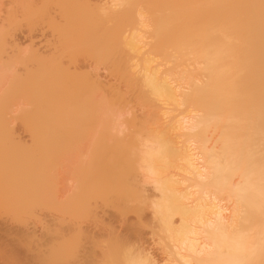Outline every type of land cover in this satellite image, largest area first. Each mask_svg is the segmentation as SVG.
<instances>
[{"label":"bare ground","instance_id":"1","mask_svg":"<svg viewBox=\"0 0 264 264\" xmlns=\"http://www.w3.org/2000/svg\"><path fill=\"white\" fill-rule=\"evenodd\" d=\"M48 4L51 3L45 9ZM94 4L92 14L101 20L92 21L99 25L96 28L105 21L107 30L101 31L102 34L84 31L92 35H86L91 40L88 39L90 53L78 55L77 47L85 37L83 28L58 35L52 33L54 39L47 44L48 51L33 46L22 55L27 63L21 67L24 71L17 68L15 71L10 64V68L0 72V134L5 129L9 133L15 131L13 122L17 120L30 136L25 140L19 136L20 132L14 137L18 130L10 133L11 144L6 146L10 141L6 138V148L0 153V169L17 167L22 161L21 155V158L17 155L27 154L31 143L44 144L42 140L53 139V144L46 142L51 151L44 152L47 161L48 155L58 152V156L90 153V167L82 163L89 170L86 177H80L100 193H105L102 188L108 190L109 186L116 189L136 185L137 191L140 187V191L134 190L140 193L137 196L140 200L136 194V200L133 198L136 204L143 203L139 209L141 203L138 204L139 211L135 210L137 224L140 228L149 225L144 211L150 208L153 229L165 255L159 260L149 249L128 245L126 240V245L120 247L122 251L119 249L123 264H264V0H104L103 6ZM68 11L60 13V17L50 16V23L55 27L62 22L68 25L75 17H72L74 12ZM4 37L0 32V47L5 51L0 53H6L7 44L3 43L8 42ZM14 41L17 45V39ZM20 55L7 57L16 60ZM2 57L0 64L4 67L14 62L13 58L8 62V58ZM84 63L91 67L87 80L75 77L77 80L72 81V75L75 76L71 75L72 69L75 73ZM28 79L30 84L25 82ZM72 132L74 138L69 137ZM129 136L133 142L141 138L142 145L132 148L126 145ZM107 138L111 139L110 144ZM42 156L33 161L42 162ZM55 157L51 156L50 160ZM30 161L29 164L35 165ZM124 161L138 165L132 168L133 164L129 163L131 168H128L127 163L123 165L128 169H122ZM115 163L121 166L116 168V165V170L122 169L117 173L112 169L114 166H109ZM24 165L15 170L12 178L0 177L1 208L7 205L14 210L20 204L25 205L31 197L26 198L27 192H22L23 196L20 191L35 192L38 188L33 187L36 179L31 183L30 175L24 174L35 166ZM107 165L112 167L109 171L112 173L106 170ZM23 174L31 182L24 181ZM149 186L153 193L148 192ZM30 191L29 195L33 196ZM71 191L76 193L75 188ZM47 194L46 198L50 196ZM20 196L26 202L19 201ZM79 212L68 221L52 218L48 228L45 225L47 231L39 235L28 226L14 228L11 223L1 221L0 264L73 263L78 249L69 250L64 241L75 231L81 232ZM32 238L37 241L36 253L22 254L18 244ZM55 240H62L59 246L64 243L68 248H54L59 247ZM22 259L26 260L22 262ZM93 264L112 263L105 257Z\"/></svg>","mask_w":264,"mask_h":264},{"label":"rangeland","instance_id":"2","mask_svg":"<svg viewBox=\"0 0 264 264\" xmlns=\"http://www.w3.org/2000/svg\"><path fill=\"white\" fill-rule=\"evenodd\" d=\"M13 1L15 2V0H0V26H1V30H0V32L1 33H3L4 35H5V37H4V39L6 38V40H7V42L8 43H6V41H5V43H3V44H7L6 45V47H4V46H2V47H4L5 48V50H6V53H4L5 51H4V49H2L1 50V47H0V51H4V52H2V53H0V54H3V55H1V57L3 56V57H5V58H8L7 56H10V55H13V56H19L20 54V56L21 57H19V59H22V62H23V60H25L23 63L22 62H20L22 65H24V66H22V65H20V63H19V59L17 58L16 60L18 61V63H17V61L15 60V58L12 56V58H13V60H14V62L12 63V62H10V63H8L9 62V59L11 58H8V62H7V60L5 59V63H8L7 64V66L6 67H4V66H2L1 64V69H0V72L2 71V69H4V71H5V68H10V64H13L14 66L15 65H20V66H18L17 65V67L15 66H13V68L15 69V71H16V68H17V71H24V68L22 69L21 67H25V64L24 63H26V59H25V57H23V56H25L26 55V53L28 52V50H30L29 48L30 47H38V48H40V51H48V46H47V44H49L50 43V41H52V39H54L53 38V34L52 33H54V34H56V35H58L60 32L62 33V32H65V31H82L83 30V32L84 31H91V33H92V31L93 32H95V31H99L98 33H100L101 31H106L107 30V25L105 24V21H104V19L101 21L102 23H103V21H104V23H103V26H101L102 24H100V23H98V24H100V27H98V28H96L97 26H99V25H96L95 26V23L97 22V21H100L101 19H99V20H96V16L95 15H93L92 14V11L93 10H95V9H93L94 8V6H93V4L94 5H96V3H98V5L99 4H103L104 3V0H71V1H69V0H59V1H57V0H18L16 3H13ZM51 1H55V2H62L63 4H59V3H52ZM65 1V2H64ZM106 1V0H105ZM51 3V4H48V7H46V9H45V6H47L46 4L47 3ZM67 2V3H66ZM69 2H71V4L69 3ZM13 3V4H12ZM66 4V5H65ZM68 4H69V6H68ZM100 5V6H103V5ZM44 5V6H43ZM50 5V6H49ZM60 6H61V8L63 9L64 7L63 6H65V9H63V11H65V10H70V11H68V13L69 12H74L73 14H72V17H74V20L72 21V22H69V24L68 25H64V24H67V23H64L63 24V22H62V24H60L59 26L58 25H56V27L54 26V25H52L50 22H51V20L50 19H52L53 17L55 18L56 16H59L60 15V13H64L63 11H62V9L60 10ZM13 7V8H12ZM41 7V8H40ZM68 7V8H67ZM43 8H44V10H43ZM15 9V10H14ZM92 9V10H91ZM62 11V12H61ZM90 11V12H89ZM95 12L96 11H94L93 13L95 14ZM101 13V12H100ZM78 14V15H77ZM81 14V15H80ZM99 14V13H98ZM93 15V16H92ZM50 16H52V18H50ZM61 16V15H60ZM59 16V17H60ZM88 16H90V17H88ZM95 16V17H94ZM80 17V18H79ZM79 18V20H76V19H78ZM84 18V19H83ZM95 19V20H94ZM50 20V21H49ZM92 20H94V21H96V22H94L93 23V21ZM71 23V24H70ZM92 23V24H91ZM50 24H51V26H50ZM97 24V23H96ZM76 25V26H75ZM55 28H54V27ZM80 26V27H79ZM94 26H95V28H94ZM78 28L79 29H82V30H78ZM105 28H106V30H105ZM95 29V30H94ZM99 29V30H98ZM102 29V30H101ZM3 31V32H2ZM4 31H6V32H4ZM55 31H57V32H55ZM5 33H7V35L5 34ZM58 33V34H57ZM60 33V34H61ZM87 33V34H86ZM90 33V34H91ZM98 33L96 32V34L95 35H98ZM100 34H102V33H100ZM99 34V35H100ZM84 35H85V37H87L89 34H88V32H84ZM87 35V36H86ZM1 36H3V35H1ZM92 35H89V37H91ZM94 36V35H93ZM85 37L82 39V43L80 42V44L78 45V47L77 48H79V54H78V50H76V52H75V54H78V55H80L81 54V57H82V54H84V53H90V52H88V50H90L91 48L89 47V45H90V42L88 41V39L90 40V38H88L87 37V40L85 39ZM3 38V37H2ZM15 39H17V41H16V43H17V45L14 43L15 41ZM85 40H86V42H85ZM3 41V39H2V42H4ZM84 41V42H83ZM91 41V40H90ZM14 43V44H13ZM9 45V46H8ZM81 45V46H80ZM91 46V45H90ZM20 47H21V49H20ZM18 48H19V50H18ZM22 49L24 50V51H22ZM27 49V50H26ZM18 50V51H17ZM21 50V51H20ZM21 53H20V52ZM26 52V53H25ZM12 53V54H11ZM17 53V55H15ZM6 54H9V55H7L6 56ZM23 55V56H22ZM84 56V55H83ZM0 57V58H1ZM2 57V59H4ZM11 58V59H12ZM12 61V60H11ZM16 61V62H15ZM2 64H3V61L1 62ZM4 63V64H5ZM14 63H16V64H14ZM27 64V63H26ZM6 65V64H5ZM4 67V68H3ZM20 67V68H19ZM11 68H12V65H11ZM90 69H91V67H89V65H87V63H84V64H82L81 66H79L77 69H76V72L75 73H73L74 72V70L72 69V72H71V75L72 74H75V76L74 75H72V77H73V80L72 81H74V79H76L75 77H77V78H79L80 80H83L84 82H85V80H87V75H88V73H89V71H90ZM11 70V69H10ZM14 71V72H15ZM8 73H11V72H13V71H11V72H9V70L7 71ZM2 73H3V71H2ZM102 73L103 74H106V72L104 71V70H102ZM78 75V76H77ZM89 76V75H88ZM78 79V80H79ZM85 79V80H84ZM29 80V82L27 81V80H25V82H26V84L28 83V84H30L31 82H30V79H28ZM77 80V79H76ZM5 88H6V86H4ZM1 91H3V89H1ZM15 122V123H14ZM13 122V124H15V126L13 127V128H15L14 130L17 132V130H18V133H17V135L15 134L14 135V137L16 136V137H18V134H19V132H20V135L19 136H23V138H25V140H27V139H30L29 137L30 136H28V129H26L25 127V129L23 128V126L22 125H20L21 123H19L17 120L16 121H14ZM17 124H18V126H17ZM11 126V125H10ZM21 126V128L22 129H20L19 127ZM6 127V126H5ZM7 128H8V126H7ZM12 128V127H11ZM38 128V127H37ZM2 129V128H1ZM36 129V128H35ZM9 130V129H8ZM8 130H7V132H8ZM27 130V131H26ZM10 131H11V129H10ZM15 131H13L12 130V132H10V133H13V132H15ZM26 132V134H23V133H25ZM6 132V129H5V132L4 131H1V134H0V137H2V138H0L2 141H0V143H2V144H0V148H1V151H0V153H2V151H4L5 150V148H4V146H5V144H6V146H9L10 144H11V140H12V134H10L9 132L7 133ZM3 133H5V134H3ZM3 134V135H2ZM22 134V135H21ZM30 134V133H29ZM73 132L72 133H70V135H69V133L67 134V136L69 135V137H71V138H74L73 136L75 135V133L73 134ZM2 135V136H1ZM10 135V136H9ZM66 135V134H65ZM4 136H6V137H4ZM27 136V137H26ZM9 137V138H8ZM69 137H66V138H69ZM103 137V136H102ZM102 137L100 136V138H101V140H103L102 139ZM104 137H105V135H104ZM109 137V136H108ZM111 137V136H110ZM132 138V136H129L127 139L126 138H124L123 139V141L126 139V142H128L129 141V139H130V142H129V144H127V143H125L126 145H128V146H130L131 148L132 147H134V146H137L138 144H141L140 143V141H141V138H138V139H140L139 140V142L135 139V141L133 142V140L134 139H132L131 140V138ZM141 137V136H140ZM7 138V142L9 143V144H7V143H5L6 142V139ZM27 138V139H26ZM9 139V140H8ZM87 139V138H86ZM107 139H109V140H107ZM106 139V141H109V144L111 143V139L110 138H107ZM53 140V139H52ZM52 140L51 141H49V140H45V141H41V142H44V144L43 143H40L39 142V140H38V142L39 143H31L30 144V150H27L28 151V153H27V151H25L27 154H24V153H21V154H19V155H17V156H19L20 157V155H21V165H20V163L19 162H17V167H15V166H12V168L11 169H9L10 167L8 166V168H1L0 169V177L1 178H3V179H9V178H12L16 173H15V170L17 169L18 170V167H20V166H22V168H23V165H24V163L23 162H25V159L26 158H28V162H26L27 164H28V166L29 165H31V167L32 166H35V167H37V166H39V163H40V165L41 166H39L37 169H35V167L33 168H29V170L31 171H29V172H27V174H26V172L24 173L25 175H30L29 177H30V180L32 181H30L29 180V177L28 176H26L25 177V175L23 176L24 177V181H28V182H31V183H35L36 181V183H35V185L33 186V187H38L36 190H37V192H40V193H37L36 192V190H34L35 192H33L32 190V192L30 191V190H24L23 191V189L20 191L21 193L22 192H31L32 194H33V196H31V194L29 195V193L27 194H25L26 195V198H29V197H31V198H29L27 201V203H25V208L23 207V205H19L20 206V208H19V206L16 208L15 207V209L14 210H12V208H8L9 206H7L6 205V207H5V205H3V207L0 209V222L2 221V222H4V221H7L10 225H11V227L13 226L14 228H25L26 226H28V227H30L31 229H34V231H36V233L39 235V234H42L43 232H45V231H47V228H48V226H47V224L49 223V225L52 223V221L54 220V218H63L64 220H70V219H72V217H71V215L72 214H76V213H78L79 212V210H80V212L81 213H83V214H81L80 212H79V216L81 217V219H80V222H81V227H82V230H81V232H80V230H77V232L75 231L69 238H67L65 241H64V243L66 244L67 243V245H68V247L70 246V248H69V250L72 248H76V249H78V252H77V254H76V256L75 257H73V259L71 260L73 263H71V264H93V263H97V262H100V261H102L103 260V258L105 259V257H106V259H108V261H110L112 264H119V263H121V264H123V256H122V249L123 248H120V247H122V246H124V245H122L123 243L125 244V241L127 242V244L128 245H130L131 244V246H136V247H139L140 245L142 246V247H144V248H146V249H149L151 252H153L154 253V256L156 257V258H158L159 260H161V258H163L164 257V253L162 252V249H161V243H160V240L158 239V237H157V233L155 232V230L153 229V221L150 219V217H152V215H151V209L150 208H146L147 210H145L144 212H145V216L144 217H148L147 219H146V221L149 223V225H146L147 227H142V228H140L139 227V225L137 224V223H139V221H138V217H137V210L139 209V207L140 206H143V203H141V201H140V203H141V205H139L138 206V204H140L139 203V201H138V204H136L137 202H135L134 200H133V198H135V192L137 191V190H135L134 189V187L135 188H137V186L136 185H127L126 187H117L116 189L114 188V186H109L110 188L107 190L106 188H102L103 190H105V193H104V191L101 189V191H103L102 193H100V191H99V189H97L96 187H94V186H92V184H90L89 186L83 181L82 182V178L81 177H86V174L85 173H87V171L89 170H87L86 168V166H88L89 165V167H90V161H89V159H90V153H89V155H87V153H77L76 155H74V156H72L73 154L71 153V154H69V153H67V155H64V156H62V155H59L58 156V153H54V155L53 154H51V155H48V158L50 157L51 158V156H55L56 155V157L55 158H53L52 160H50V158H49V160L47 161V156H45L44 155V152L47 150L48 152H49V147L47 148V146H49L48 145V143H46V142H48L49 141V143L51 142V144H53L52 143ZM100 140V139H99ZM132 141V142H131ZM99 142V141H98ZM101 142H104V141H101ZM136 142V143H135ZM5 143V144H4ZM29 143H30V141H29ZM106 143H108V142H106ZM130 143H133V145L132 144H130ZM101 144V143H100ZM103 144H105V143H103ZM33 145V146H32ZM42 145V146H41ZM102 145V144H101ZM106 145H108V144H106ZM105 145V146H106ZM142 145V144H141ZM35 146L37 147V149H35ZM40 146V147H39ZM51 146H53V145H51ZM51 146H50V148H51ZM128 146H126V147H128ZM138 146H140V145H138ZM137 146V147H138ZM3 147V148H2ZM46 147V148H45ZM3 149V150H2ZM41 149H43V151L41 150ZM31 151V152H30ZM35 151V152H34ZM46 151V152H47ZM45 152V153H46ZM51 152V151H50ZM49 152V153H50ZM40 153V154H39ZM23 154V155H22ZM66 154V153H65ZM69 154V155H68ZM81 154H83V155H81ZM26 155V156H25ZM38 155V156H37ZM40 155L42 156V155H44L45 157H46V159H45V157H43V158H41V160H42V162L44 163V160L43 159H45V161H47V162H45V165L44 164H42V162L40 161H37V162H39V163H35V160L37 159V160H40L39 158H40ZM79 155V156H78ZM25 158H24V157ZM31 156V157H30ZM33 156H35V157H33ZM76 156V157H75ZM18 157V158H19ZM60 158V159H58V158ZM62 157V158H61ZM79 157V158H78ZM85 158V160H84V158ZM18 158H17V160H18ZM31 158V159H30ZM36 158V159H35ZM33 159H35L34 161H33ZM56 159V160H55ZM16 160V161H17ZM20 160V159H19ZM18 160V161H19ZM33 161V163H35V165H32V163H31V161ZM80 160V161H79ZM89 161V162H87V161ZM126 160V159H125ZM128 160V159H127ZM126 160V161H127ZM133 159H131V161H132ZM26 161H27V159H26ZM29 161H30V163L31 164H29ZM126 161H124V162H126ZM128 161H130V160H128ZM59 162V163H58ZM120 163L121 165H122V169H124V168H126V169H128V168H135V167H137V166H134V165H138L139 164V161H136V159L134 160V162H137V163H132L133 164V166H129L130 164H131V162H126V163ZM25 163V165L24 166H26L27 164ZM53 163V164H52ZM56 163V164H55ZM85 165V167H84V165ZM87 163V164H86ZM89 163V164H88ZM128 163V165H127V167H126V165H125V167H124V165L123 164H127ZM130 163V164H129ZM23 164V165H22ZM58 164V165H57ZM131 164V165H132ZM20 165V166H19ZM49 165V166H48ZM116 165L118 166L119 164H117V163H115L114 165L112 164V165H109V166H114V168H112V167H110V168H108V165H107V167L106 168H108V169H106L108 172L110 171V169L112 168L113 169V171L115 170L116 171V173L120 170H116L115 169V167H116ZM15 167V168H14ZM82 167L84 168V169H82ZM45 168V169H44ZM56 168V169H55ZM116 168H121V166L119 167H116ZM33 169H35L34 171H33ZM121 169V170H122ZM16 170V171H17ZM39 170V171H38ZM83 170V171H82ZM85 170V171H84ZM120 170V171H121ZM52 171L53 172H55V173H53L52 174ZM79 172V173H78ZM35 173V174H34ZM84 173V174H83ZM109 173H112V171L111 172H109ZM115 173V172H114ZM14 174V175H13ZM32 174V175H31ZM51 175H53V176H51ZM77 175V176H76ZM84 175V176H83ZM31 176H32V179H31ZM81 176V177H80ZM49 177H52V180H51V178H49ZM25 178H26V180H25ZM28 179V180H27ZM36 179V181H34ZM38 179H39V182L40 183H38ZM54 179H56V181L54 180ZM46 180V182H44ZM50 181V183H49V181ZM84 180V179H83ZM34 181V182H33ZM53 181V182H52ZM77 181V182H76ZM48 182V183H47ZM80 182H82V183H80ZM38 183V184H37ZM57 183V184H56ZM86 184L85 186H83L84 184ZM38 186H37V185ZM42 186H41V185ZM51 184V185H50ZM58 184H60L59 186H60V188H59V186L57 187V185ZM77 184L81 187L82 186V188H80L79 186H77ZM41 186V187H40ZM44 186V187H43ZM48 186V187H47ZM49 186H50V188H49ZM52 186H55L56 187V189H55V187H52ZM76 186V187H75ZM27 187H30V186H28L27 185ZM32 187V186H31ZM91 187H93L94 189L92 190V188ZM128 187H130L129 188V190L125 193V190H127L128 189ZM25 188V187H24ZM49 188V189H48ZM53 188V189H52ZM58 188V189H57ZM75 188V191H76V193L74 192V193H72L73 191H71V190H73ZM124 188H126V189H124ZM148 189H150V191H148L149 193H153L152 191H154V189L151 187V186H149V187H147ZM152 188V189H151ZM26 189V188H25ZM88 189V190H87ZM114 189V190H113ZM119 191H118V190ZM131 189H132V191H131ZM44 190V191H43ZM45 190L47 191L46 192V194H47V196L48 195H50L49 197H47L46 198V194L44 193L45 192ZM54 190H55V192H54ZM58 190V191H57ZM68 190V191H67ZM117 190V191H116ZM134 190H135V192H134ZM55 193V194H53V192ZM78 191V192H77ZM80 191V192H79ZM91 191V192H90ZM96 191H97V194H96ZM130 191V192H129ZM138 191H140V187H138ZM137 191V192H138ZM57 192H58V194H57ZM83 192V193H82ZM88 192V193H87ZM93 192V193H92ZM116 192H117V194H116ZM123 192V193H122ZM18 193H19V191H18ZM68 193V194H67ZM82 193V194H81ZM99 193V194H98ZM109 193V194H108ZM128 193V194H127ZM134 193V194H133ZM43 194H45V195H43ZM56 194H57V196L58 197H56ZM61 194V195H60ZM70 194H73V195H70ZM80 194V195H79ZM89 194H90V196H89ZM101 194H103V195H101ZM105 194V195H104ZM121 196H120V195ZM123 194H125L123 197H122V195ZM127 194V195H126ZM138 194V195H137ZM136 194V197L137 196H139V194L140 193H137ZM18 195H20V194H18ZM21 195H23L24 196V194L22 193ZM52 195V196H51ZM95 195V196H94ZM110 195V196H109ZM119 196V197H117V196ZM23 196H20V198L18 199L19 201H22L23 199H24V197ZM29 196V197H28ZM40 196V197H39ZM66 196V197H65ZM70 196V198L71 199H69L68 197ZM72 196H75L74 198H72ZM87 196H89V197H87ZM107 198H106V197ZM132 196H134V197H132ZM21 197H23V199L21 200ZM32 197H34L33 199L34 200H32ZM78 197V198H77ZM80 197V198H79ZM104 197H105V199H106V201H105V199H104ZM113 197V198H112ZM64 200H63V199ZM85 198V199H84ZM99 198V199H98ZM101 198V199H100ZM111 198H112V200H111ZM119 198V199H118ZM129 198V199H128ZM138 198V197H137ZM49 199V200H48ZM76 199V200H75ZM92 199V200H91ZM103 199V200H102ZM121 199V200H120ZM123 199V200H122ZM30 200H32V202H30ZM51 200V201H50ZM117 200H119V203H118V201ZM130 200V201H129ZM135 200H136V198H135ZM138 200H140V198H138ZM24 201V200H23ZM35 201V202H34ZM52 201H54V202H52ZM61 201H63V202H61ZM85 201H87V202H85ZM110 201H112V204H111V202ZM115 201V202H114ZM125 201H126V203H125ZM127 201H128V203H127ZM132 201H134L135 203L133 204V203H131ZM24 202H26V200L24 201ZM64 202H67V203H64ZM83 202V203H82ZM91 202V203H90ZM98 202H99V206H97L98 205ZM130 202V203H129ZM30 203V204H29ZM32 203V204H31ZM39 203H41V205L43 206H41ZM47 203V204H46ZM79 203V204H78ZM85 203V204H84ZM89 203V204H88ZM96 203V204H95ZM62 204V205H61ZM87 204V205H86ZM116 204V205H115ZM122 204V205H121ZM127 204V205H126ZM27 205V206H26ZM31 205H33V206H31ZM45 205V206H44ZM49 205V206H48ZM82 205H84V206H82ZM118 205H120V206H118ZM126 207H125V206ZM131 205H132V207H131ZM1 206V205H0ZM38 208H37V207ZM66 206V207H65ZM124 206V207H123ZM137 206H138V209H137ZM32 208V209H29V208ZM52 207V208H51ZM82 207V208H81ZM97 207V208H96ZM105 207V208H104ZM115 207H116V209H115ZM4 208H8L7 209V211H6V209H4ZM19 208V209H18ZM28 208V209H27ZM55 208V209H54ZM87 208V209H86ZM93 208V209H92ZM94 208H95V210H94ZM127 208V209H126ZM140 208H142V207H140ZM23 209H25V210H23ZM77 209V210H76ZM83 209V210H82ZM86 209V210H85ZM99 209V210H98ZM137 209V210H136ZM20 210V211H19ZM49 210H50V212H49ZM60 210V211H59ZM93 210H94V213H92L93 212ZM97 210V211H96ZM136 210V211H135ZM8 211H10L11 212V214H10V212H8ZM25 211V212H24ZM78 211V212H77ZM83 211V212H82ZM85 211V212H84ZM92 211V212H91ZM117 211V212H116ZM120 211V212H119ZM122 211V212H121ZM128 211V212H127ZM139 211V210H138ZM20 212H23V214L22 213H20ZM41 212V213H40ZM56 212V213H55ZM76 212V213H75ZM136 212V213H135ZM1 213H2V215H1ZM5 213V214H4ZM14 213V214H13ZM20 213V214H19ZM53 213V214H52ZM61 213V214H60ZM85 213V214H84ZM99 213V215H96V214H98ZM9 214V215H8ZM15 214H16V216H15ZM18 214V215H17ZM35 214V215H34ZM44 214V215H43ZM50 214V215H49ZM92 214V216L90 217V215ZM23 215V216H22ZM26 215V216H25ZM29 215V216H28ZM34 215V216H33ZM37 215V216H36ZM56 215H58V216H56ZM61 215V216H60ZM94 215V216H93ZM2 216V217H1ZM17 216H18V218H17ZM30 216H32V217H30ZM52 216V217H51ZM55 216V217H54ZM102 216V217H101ZM23 217H24V219H23ZM29 217H30V220H29ZM79 217V218H80ZM15 218H16V220H15ZM27 220H26V219ZM39 218H40V220L42 221V222H40V220H39ZM44 218V219H43ZM45 218H47V219H45ZM52 218H53V220H52ZM84 218V219H83ZM5 219V220H4ZM18 219H20V221L18 220ZM62 219V220H63ZM153 219V218H152ZM48 220V221H47ZM52 220V221H51ZM23 221V222H22ZM36 221V222H35ZM45 221H46V223H45ZM49 221H51V222H49ZM138 221V222H137ZM152 221V222H151ZM15 222V223H14ZM39 222V223H38ZM83 222V223H82ZM14 223V224H13ZM22 223V224H21ZM34 223V224H33ZM37 223V224H36ZM42 223H43V225H42ZM147 223V224H148ZM25 224H28V225H25ZM65 224H67V223H64V225ZM136 224V225H135ZM45 225H46V227L47 228H45ZM83 225V226H82ZM133 225V226H132ZM137 225H138V227L140 228V230H138V227H137ZM135 226L137 227V229L135 228ZM134 227V229H136V231L134 230V229H132ZM5 229H7V228H5ZM138 230V231H137ZM142 231V232H141ZM139 232V233H138ZM78 233V234H77ZM113 234V235H112ZM91 235H92V237H91ZM96 235V236H95ZM113 236V237H112ZM91 237V238H90ZM93 238V239H92ZM119 238H120V240H119ZM74 240V241H72V240ZM76 239V240H75ZM99 242H98V241ZM102 240H103V242H102ZM114 240V241H113ZM119 240V241H118ZM124 240V241H123ZM22 241V242H21ZM19 240V241H17V242H21V244H18L19 246H18V248L20 247V251L22 252V254L23 253H25V255H32V254H34V253H36V249H37V241L35 240V239H30V240H27V239H25V240ZM29 241V242H28ZM59 241V240H58ZM58 241L57 240H55L54 242H56L57 243V245L59 246V244L60 243H62L63 241L62 240H60L59 241V243H58ZM28 242V243H27ZM35 242V243H34ZM95 242V243H94ZM97 242V243H96ZM101 242V243H100ZM121 242V243H120ZM64 243L62 244L63 246H64ZM73 243V244H72ZM75 243V244H74ZM94 243V244H93ZM119 243V244H118ZM36 244V245H35ZM54 244V243H53ZM100 244V245H99ZM101 244H102V246H101ZM51 245H52V243H51ZM67 245L66 246H64V247H67ZM120 245V246H119ZM126 245V244H125ZM54 246H56V244H54ZM54 246H52V247H54ZM63 246H59V247H54V248H58V250L59 249H62L63 248ZM95 246V247H94ZM106 246V247H105ZM114 246V247H113ZM117 246V247H116ZM67 247V248H68ZM78 247V248H77ZM82 247V248H81ZM113 247V248H112ZM108 248H109V250H108ZM34 249V250H33ZM105 249H107L106 251L108 252L109 251V253H111V252H113V253H111V254H109L108 253V256H109V258H108V256H107V252L105 251ZM119 249H121V251L119 250ZM55 250V249H54ZM88 250V251H87ZM105 252H104V251ZM35 251V252H34ZM53 251V248H52V250H51V252ZM57 251V250H56ZM56 251H55V253H56ZM92 251V252H91ZM118 251V252H117ZM84 252H85V254H84ZM116 252H117V254H116ZM28 253V254H27ZM89 253V254H88ZM104 253H106V254H104ZM51 254H54L53 252L51 253ZM50 254V256H52ZM120 254V255H119ZM106 255V256H105ZM115 255H116V257H115ZM84 256V257H83ZM89 256H90V258H89ZM113 256V257H112ZM120 256H122V257H120ZM115 257V258H114ZM120 257V258H119ZM77 258V259H76ZM90 261H89V260ZM122 261H121V260ZM26 260V259H22L21 261L22 262H24V261ZM113 262H112V261ZM84 261V262H83ZM88 261V262H87ZM94 261V262H93ZM117 261V262H116ZM20 264H21V262H20Z\"/></svg>","mask_w":264,"mask_h":264}]
</instances>
